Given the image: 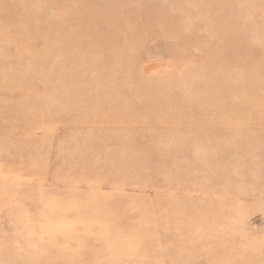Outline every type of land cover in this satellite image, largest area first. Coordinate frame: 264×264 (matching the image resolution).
I'll return each instance as SVG.
<instances>
[{
    "label": "rangeland",
    "instance_id": "1",
    "mask_svg": "<svg viewBox=\"0 0 264 264\" xmlns=\"http://www.w3.org/2000/svg\"><path fill=\"white\" fill-rule=\"evenodd\" d=\"M0 264H264V0H0Z\"/></svg>",
    "mask_w": 264,
    "mask_h": 264
}]
</instances>
